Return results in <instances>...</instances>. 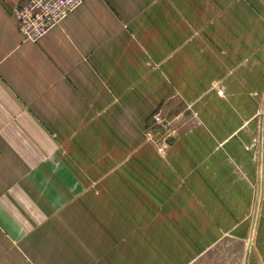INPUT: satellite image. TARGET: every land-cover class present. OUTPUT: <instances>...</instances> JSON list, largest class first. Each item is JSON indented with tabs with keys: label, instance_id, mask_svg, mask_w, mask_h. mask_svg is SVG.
Segmentation results:
<instances>
[{
	"label": "crops",
	"instance_id": "0c3cea01",
	"mask_svg": "<svg viewBox=\"0 0 264 264\" xmlns=\"http://www.w3.org/2000/svg\"><path fill=\"white\" fill-rule=\"evenodd\" d=\"M24 1L0 0V264L210 261L252 197L230 127L264 0H85L35 42Z\"/></svg>",
	"mask_w": 264,
	"mask_h": 264
},
{
	"label": "rangeland",
	"instance_id": "374dc122",
	"mask_svg": "<svg viewBox=\"0 0 264 264\" xmlns=\"http://www.w3.org/2000/svg\"><path fill=\"white\" fill-rule=\"evenodd\" d=\"M217 92L222 94L223 90L218 88ZM245 102L240 109L241 113H246V117L241 119L238 126L243 135L240 139L236 137L237 143L234 142V131L237 128L232 122L230 140L231 143L233 142V147H238L240 144V151L247 159L241 167L243 172L239 174L246 180L252 197L245 204L241 201L240 193L239 209L241 215L246 206L245 214L248 215L246 218L240 216L238 226L232 221L234 232H231V238L222 239L219 245L208 252L207 255L211 260L199 261V264H261V262L264 264V68H247ZM232 111L234 112V109ZM237 155L241 156L240 153ZM232 157L235 158L236 155L233 154ZM232 160L238 165L244 163V160L241 162L238 159L232 158ZM54 218L56 223H60L59 215ZM243 226L246 228L245 232L242 231Z\"/></svg>",
	"mask_w": 264,
	"mask_h": 264
},
{
	"label": "built area",
	"instance_id": "2783aa9c",
	"mask_svg": "<svg viewBox=\"0 0 264 264\" xmlns=\"http://www.w3.org/2000/svg\"><path fill=\"white\" fill-rule=\"evenodd\" d=\"M85 0H25L14 8L13 15L23 40L35 42L57 26ZM154 129L162 119L158 112L152 116ZM153 129L147 131L152 135Z\"/></svg>",
	"mask_w": 264,
	"mask_h": 264
}]
</instances>
